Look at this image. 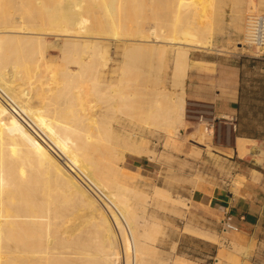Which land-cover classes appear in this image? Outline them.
Segmentation results:
<instances>
[{
	"label": "bare ground",
	"instance_id": "obj_1",
	"mask_svg": "<svg viewBox=\"0 0 264 264\" xmlns=\"http://www.w3.org/2000/svg\"><path fill=\"white\" fill-rule=\"evenodd\" d=\"M228 7L246 35L264 0H0V264L159 262L151 206L187 203L140 170L125 183L128 157L172 163L185 140L210 147L202 130L186 136L185 81L192 50L229 51L214 40ZM111 40L131 43L120 62Z\"/></svg>",
	"mask_w": 264,
	"mask_h": 264
},
{
	"label": "crops",
	"instance_id": "obj_2",
	"mask_svg": "<svg viewBox=\"0 0 264 264\" xmlns=\"http://www.w3.org/2000/svg\"><path fill=\"white\" fill-rule=\"evenodd\" d=\"M232 14L226 8L223 31L214 39L217 48L228 52L191 51L185 98L187 106L237 114L238 133L231 145L199 148L184 141L172 167L163 169L159 185L187 203L169 205L176 212L157 210L165 220L158 246L170 258L166 264H176L177 256L183 258H177L182 261L177 264H264V169L254 153L242 155L239 148L264 144V52H235L234 44L244 33H234ZM226 209L233 214L230 222L223 221ZM186 223L212 237L186 231Z\"/></svg>",
	"mask_w": 264,
	"mask_h": 264
},
{
	"label": "rangeland",
	"instance_id": "obj_3",
	"mask_svg": "<svg viewBox=\"0 0 264 264\" xmlns=\"http://www.w3.org/2000/svg\"><path fill=\"white\" fill-rule=\"evenodd\" d=\"M262 12H264V11H262ZM51 33L50 34H44V35L47 37V39H49V40L51 39L52 41H53V39H59V38H61V36H64L65 35L63 33H59V34L57 33L58 35L56 34V32H51ZM130 45H131V43H126L124 41L111 40V50H112V55L114 57V60L117 61V62L122 61L126 57L125 51H126L127 47H129ZM237 45L238 46H241V44H237ZM248 49H250V51H252V52H254L256 54L262 53L259 49H256V50L251 49V48H248ZM248 49L247 48L246 49L245 48L244 49H238V47L236 48V46H234V50L235 51H248ZM56 50L57 49L52 48L50 50V52L53 53V54H55ZM171 56L172 57H171V61H170V66L172 65L173 54ZM172 75H173V71H172V68L171 67H168L165 70V72L162 74L163 85L166 86L168 89H171V90L173 89V87H175V83L173 82L174 79H173V76ZM23 90H24V87L23 86H20V87L17 88V91L18 92L25 94V91H23ZM0 97H1V93H0ZM1 98L3 100L5 99L3 96ZM190 108H192L191 105H188L187 106L185 104L186 120H187L186 121L187 129L185 131L186 132V136L188 135L189 136L188 138H190V137H192V136H194L196 134V136L199 137L198 132H199L200 129L198 127H194L193 126V123L191 122V120H193V119L191 117H189V115L192 113V112H190L188 110ZM153 139H154L153 142H154V144H156L157 149L158 150H161L163 148V147H161L162 146V140L157 139V138H153ZM185 141H187V143L189 145H191L193 147H196V146H194L191 143V142H193L192 140H185ZM158 142H160V143H158ZM256 144L258 145L257 146L258 151H257V153H254L256 155L255 159L257 160V162L261 163L262 162V159L264 157V144L263 143H259V142L256 143ZM255 149H256V146H255ZM249 158L252 159L251 156H249ZM128 161H130L136 167H134V168L133 167H128L126 169L125 175H124V182L127 183V184H134V183L138 182L139 181V178H140L139 177L140 176L139 175V172L141 171L142 174L145 175V177H146V184L149 185V188H152L154 186H157L159 184H162V179L164 178L162 176V173H166V172L163 171V169H168V168L172 167V163H169V162H167V160L162 159V158L160 160L151 161V160H149L147 158H144V157L143 158L128 157ZM172 162H173V160H172ZM168 165H171V166H168ZM138 167H140V168L137 169ZM166 178H168V177H166ZM83 180L84 179L82 178V181ZM84 184L86 185V187H88V189H90L92 192H94V194L96 195L97 198L100 197L98 193L97 194L95 193L97 191H93V189L88 185V183L86 181L84 182ZM166 188H169V187H166ZM98 199L100 200L101 197L98 198ZM100 202H102V201L100 200ZM185 203H186V200H185ZM169 205H172L173 206V205H181V204L173 203V202L170 201V202H167L164 205V207H155V205L151 206L152 211H154L157 214V217L164 223V225H165V220L162 219L158 215L157 210L158 209H163V210H171V211L176 212V210L174 208L173 209H170L169 208ZM181 206H183V205H181ZM185 206H187V205H185ZM190 232H192V231H190ZM164 233H165V229H164ZM161 236H163V235H160L158 237L157 241H155L153 243L156 246V248L158 249V251H159V253H158L159 262L158 263H155V264H166L167 261L170 260L169 257L165 256L162 253L161 249L158 246V243H159V240H160V237Z\"/></svg>",
	"mask_w": 264,
	"mask_h": 264
},
{
	"label": "built area",
	"instance_id": "obj_4",
	"mask_svg": "<svg viewBox=\"0 0 264 264\" xmlns=\"http://www.w3.org/2000/svg\"><path fill=\"white\" fill-rule=\"evenodd\" d=\"M246 47L251 49H259L264 47V12L250 13L246 19ZM188 109L192 112L189 117L193 120L194 127H198L209 137V143L213 145H231L238 133L239 117L237 114H218L210 106L192 105ZM260 167L264 169V157ZM233 220V214L229 210H225V219L223 221L230 222Z\"/></svg>",
	"mask_w": 264,
	"mask_h": 264
}]
</instances>
